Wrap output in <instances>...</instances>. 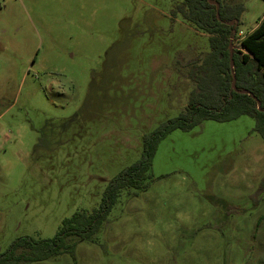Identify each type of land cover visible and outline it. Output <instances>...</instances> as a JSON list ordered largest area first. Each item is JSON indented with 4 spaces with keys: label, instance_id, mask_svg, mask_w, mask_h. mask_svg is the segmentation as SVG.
I'll return each mask as SVG.
<instances>
[{
    "label": "rangeland",
    "instance_id": "374dc122",
    "mask_svg": "<svg viewBox=\"0 0 264 264\" xmlns=\"http://www.w3.org/2000/svg\"><path fill=\"white\" fill-rule=\"evenodd\" d=\"M181 0H0V253L54 238L100 207L143 136L185 108L208 35ZM242 7L232 48L264 17ZM146 190H124L100 230L35 264H264V141L255 120H207L158 145ZM136 192V194L134 193Z\"/></svg>",
    "mask_w": 264,
    "mask_h": 264
},
{
    "label": "trees",
    "instance_id": "16d2710c",
    "mask_svg": "<svg viewBox=\"0 0 264 264\" xmlns=\"http://www.w3.org/2000/svg\"><path fill=\"white\" fill-rule=\"evenodd\" d=\"M216 3L220 5L218 14ZM241 12L242 7H231L222 0H181L175 5L173 15L206 33L209 40V50L187 64V77L193 83V89L183 111L153 133L143 136L140 159L109 181L98 209L92 213L76 212L64 219L52 239H16L0 253V264L41 263L67 251L75 259L74 248L66 246L65 240L68 237H74L78 242L90 240L100 230L124 190L148 188L146 180L152 178V163L158 145L174 130L189 131L207 120L230 122L249 116L255 120V131L264 141V17L231 53L230 42L237 31L231 21H237ZM233 77L236 88L252 93L261 103L260 109L257 100L232 89Z\"/></svg>",
    "mask_w": 264,
    "mask_h": 264
},
{
    "label": "water",
    "instance_id": "95a60500",
    "mask_svg": "<svg viewBox=\"0 0 264 264\" xmlns=\"http://www.w3.org/2000/svg\"><path fill=\"white\" fill-rule=\"evenodd\" d=\"M210 1V0H209ZM211 3L212 4H214V2H212L211 1ZM219 8H220V5H219V3H216V9H217V14L219 13ZM232 43L230 42V51H231V53H232ZM230 66H231V69L233 70V68H234V63H233V60H231V62H230ZM234 74V73H233ZM234 79H233V83H232V89L235 91V92H237V93H241V94H248V95H250L253 99H255V100H257L256 99V97L252 94V93H250V92H248V91H246V90H244V91H240V90H238L237 88H236V79H235V77H233ZM257 102H258V108L260 109V106H261V103L257 100Z\"/></svg>",
    "mask_w": 264,
    "mask_h": 264
}]
</instances>
